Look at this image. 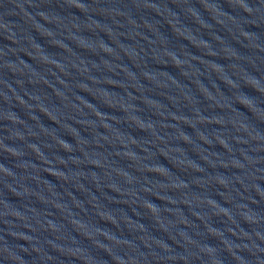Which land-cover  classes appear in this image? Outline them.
Segmentation results:
<instances>
[{"label": "water", "instance_id": "95a60500", "mask_svg": "<svg viewBox=\"0 0 264 264\" xmlns=\"http://www.w3.org/2000/svg\"><path fill=\"white\" fill-rule=\"evenodd\" d=\"M0 264H264V0H0Z\"/></svg>", "mask_w": 264, "mask_h": 264}]
</instances>
